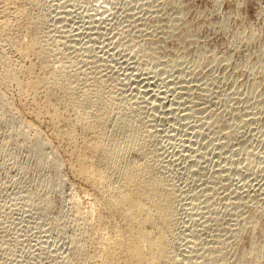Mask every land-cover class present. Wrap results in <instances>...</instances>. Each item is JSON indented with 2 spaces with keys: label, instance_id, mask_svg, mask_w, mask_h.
I'll use <instances>...</instances> for the list:
<instances>
[{
  "label": "rangeland",
  "instance_id": "obj_1",
  "mask_svg": "<svg viewBox=\"0 0 264 264\" xmlns=\"http://www.w3.org/2000/svg\"><path fill=\"white\" fill-rule=\"evenodd\" d=\"M62 1L26 5L45 18L53 64L79 69L90 79L80 77L83 84L105 80L116 121L133 136L136 127L147 135L174 196L175 264H264V252L249 248L251 236L264 247V223H251L256 211L264 222V0H64L57 8ZM0 2L2 10L15 7ZM78 29L84 31L74 40ZM103 45L109 53L99 51ZM91 46L98 58L81 62L79 48L87 53ZM128 54L138 72L160 79L167 94L161 103L124 75L119 61ZM16 89L6 92L15 102ZM72 184L70 172L59 170L49 151L39 154L0 102V264H60L69 257L81 234Z\"/></svg>",
  "mask_w": 264,
  "mask_h": 264
},
{
  "label": "bare ground",
  "instance_id": "obj_2",
  "mask_svg": "<svg viewBox=\"0 0 264 264\" xmlns=\"http://www.w3.org/2000/svg\"><path fill=\"white\" fill-rule=\"evenodd\" d=\"M19 1L25 4L16 6L15 4L19 5ZM19 1L17 3V0H6L8 5L15 7H10L13 10L3 9V15L0 12L2 15L0 16V44L8 47V49L0 47V102L5 109L9 110L10 115L32 135L37 152L43 154L49 151L56 167L59 170L67 169L72 176L74 185L71 186L73 192L76 189L74 194H78L79 198L74 197L76 198L74 201L70 198V202H73L71 207L80 225L81 234L73 240L69 257L60 264H175L178 261L173 251L176 219L174 196L160 177V170L154 163V154L149 148V139L145 137L146 134L143 135L140 128L136 127V134L133 136L129 128L116 121L111 99L106 91L107 84L105 80L103 81L105 84L100 80L102 77H99L101 81L99 85L90 84L91 82L93 84L94 78L90 83L87 81L89 84L86 82L83 84L80 80L84 77L81 76L79 69H72L63 63L61 65L60 62V66L55 65L58 63L56 62L58 59L54 60L56 57H53L55 61L53 64L51 54L54 49L48 46L46 36L49 34L44 35L45 18L39 11L33 10V7L37 8L39 0ZM63 1L58 2L57 8H61L65 3ZM26 4L33 7L30 8ZM67 9L62 10L65 15L70 14ZM104 18L101 17L99 20H105ZM63 20L62 22L66 21ZM88 21L91 22V20ZM84 28L86 30V27ZM97 30L89 31L98 32ZM81 31L78 29L77 32L74 31V37L70 36L75 40L81 36ZM95 36L97 35L94 33L91 37ZM110 39H112L111 36ZM110 39L108 41H111ZM87 46L90 47V44ZM87 46L84 49L88 48ZM105 46H99L100 50H98L109 53ZM84 49L79 48L84 51V54H80L81 62L98 58L97 51L92 46L89 50L86 49L87 53ZM109 51L112 54V48ZM113 51H115L114 48ZM123 57L119 63L125 69L124 75L131 81L136 91H142L147 94H144L147 97L150 94L151 97L148 100L152 98L157 100L156 102L167 98H165L167 94L164 88L160 89V79L155 76L152 79L148 71L138 72L136 68L138 64L136 63L137 65L133 67L131 62L135 59L132 54ZM160 78L163 79L162 76ZM179 82L181 83L180 80ZM12 85H14L13 89L16 87L19 92L17 102H15L16 98L14 101L10 96L8 97L6 94L8 90H4ZM175 89L173 91H176ZM11 96L13 97V93ZM169 97L172 98V96ZM174 98L175 96L172 100ZM182 104L181 101L180 106ZM162 105L164 106V103ZM181 109L183 111V108ZM183 147L185 150V146L182 145ZM178 150L180 151V148ZM251 219L252 222H250L254 228L259 221L261 224L264 223L258 211L252 215ZM255 241L257 240L251 236L250 243L253 245H249V248L253 246L255 253L263 256L264 247L260 246L262 243L259 245ZM189 257L190 255L188 259ZM193 259L190 258V262ZM199 262L197 261V264Z\"/></svg>",
  "mask_w": 264,
  "mask_h": 264
}]
</instances>
